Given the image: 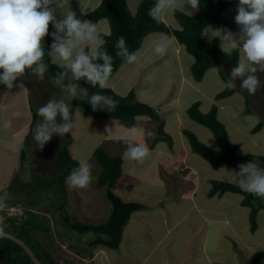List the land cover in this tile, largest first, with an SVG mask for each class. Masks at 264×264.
Returning <instances> with one entry per match:
<instances>
[{
    "label": "crops",
    "instance_id": "obj_1",
    "mask_svg": "<svg viewBox=\"0 0 264 264\" xmlns=\"http://www.w3.org/2000/svg\"><path fill=\"white\" fill-rule=\"evenodd\" d=\"M69 1L80 4L83 21H88L87 15L101 3V0ZM129 1L130 12L135 14L141 0L137 4H130ZM64 9L65 15L72 10L69 5ZM178 10L188 15L199 12V9L191 10L187 6ZM175 11L164 14L160 19L177 30L180 25L170 22L175 20ZM97 25L101 34L110 33L108 20L103 19ZM209 26L213 29L220 27L215 24ZM55 31L53 24V33ZM162 36H167L171 44L167 53L160 56L152 50V42ZM203 37L209 42L208 38ZM183 50L185 48L174 35L151 33L144 39L139 50V61L122 65L105 87L122 96L134 92L141 102L154 107L161 117L163 132L172 140L167 142L160 135V123L154 121L157 123L152 128L156 131L154 136L149 127H139V122L147 124L151 118H137L136 128H143L145 134L137 136L135 142L139 140L145 143L150 154L142 163L124 159L121 177L124 174L130 178L135 176L137 184H126L121 188L114 185V192L126 202H136L146 207L132 213L124 227L119 249L97 246L87 247L85 249L88 251L85 252L76 250L75 254L78 257L82 255L80 259L86 264H247L255 254L264 253V208L258 212V227L254 231L250 222L251 208L244 205L241 194L226 192L211 195L214 181L239 185L233 174V171L238 172L239 169L227 164L214 169L208 161L193 152L184 134L185 130L190 129L184 128L182 107L188 115V109L197 102H200L203 113L217 106L218 118L222 122L219 115L224 110L223 102L233 98L234 94L228 98H218V94L226 89L231 69L225 62H221L220 67L208 70L203 80L197 82L191 75L195 59L190 54L189 57L185 56ZM0 86L5 87L4 84ZM202 99H208L205 102L206 108H203ZM250 102L252 105L251 97H246L243 105L249 106ZM32 123L19 127L13 136L29 127L25 137L27 141L32 134ZM170 125L176 131L179 141L173 140L168 128ZM232 128L236 137L241 135L240 126L234 124ZM262 132L264 134V127ZM148 133H152V139L147 137ZM228 136L233 142L229 133ZM260 138L261 135L258 140ZM258 140L254 141V146H258ZM5 141V136L0 133L2 145H5ZM233 143L239 145L238 156L257 155L241 152L242 144L238 141ZM212 148L218 149V146ZM19 152L24 159L25 150L21 152L20 149ZM253 162L264 169L263 162ZM4 183L7 185L8 182ZM5 206L10 205L5 203ZM3 208L0 210L3 211ZM63 209L60 208L62 213L65 211ZM68 211L71 213V210ZM259 264H264V258Z\"/></svg>",
    "mask_w": 264,
    "mask_h": 264
},
{
    "label": "trees",
    "instance_id": "obj_2",
    "mask_svg": "<svg viewBox=\"0 0 264 264\" xmlns=\"http://www.w3.org/2000/svg\"><path fill=\"white\" fill-rule=\"evenodd\" d=\"M156 0H141L135 14L130 12L127 0H101L97 8L91 11L87 17L88 21L97 24L99 21L106 19L110 25L109 34H101L106 41L105 50L113 56V71L109 79H111L124 64H128L122 58L116 56L115 44L120 36L126 39L129 52H137L140 50L144 39L151 33L162 32L172 34L178 42L183 45L188 54L194 59L191 67V75L195 81L201 82L208 70L220 67L221 62H225L230 69L235 67L238 62L240 53L233 51L230 55L221 50L219 40L215 39L211 42L204 40V29L215 24L222 28H228L229 22L224 18V11L232 3L231 0H200L199 12L196 15H188L182 11L176 10L175 19L180 25V29H172L163 20L153 19L148 15L149 9L155 4ZM54 7V6H53ZM53 24L49 25V35L43 40L46 51L44 62L48 65L47 73L54 77L58 72L63 71L59 68L51 57L47 54L50 51V45L53 42ZM88 51V50H86ZM83 88H86L88 94L99 93L108 96L117 102V107L108 111L100 109L94 111L87 98H76L71 103V115L75 107L81 106L86 118H106L119 120L128 129L137 126V118L140 116H149L153 121L160 123L161 117L156 109L144 102H141L134 92H130L126 96H122L109 88L101 89L99 85L93 87L87 84L83 79L79 81ZM67 83V81H65ZM238 91L237 86L226 87L218 98H228ZM261 94L264 99V76L261 84ZM190 119L208 128L214 135L218 149H214L204 142L190 130H185L184 134L190 144L193 152L208 161L214 169H218L221 165L227 164L234 168H238L240 164H246L251 161L264 163L263 156L245 155L238 156L237 151L239 145L233 143L227 133L225 125L218 118V107L214 106L209 112L203 113L200 109V103L193 104L188 109ZM35 121L31 125L33 133L36 127ZM264 127V123L260 122L254 131ZM159 133L167 141L171 142V137L162 130L161 123L159 125ZM65 145L60 149L56 169L57 173L52 179L43 180V188L55 189L59 193L62 200H65L64 209L67 205L68 190L66 186V178L69 174L78 168L77 161L71 156L68 146L71 142L70 132L64 135ZM94 158L102 168L101 174L97 180L99 187H107L106 197L111 203V214L108 220L101 225L86 224L73 220L68 210H65L63 221L65 225L72 231L81 235H93L89 242V247L105 246L117 250L122 241L124 227L128 223L132 213L145 209L146 206L136 202H126L114 192V185L122 175L123 156L114 157L109 155L103 146L98 147L94 152ZM38 184V182H37ZM39 185V184H38ZM15 189V188H14ZM13 189V191H14ZM12 191V192H13ZM233 192L241 194L244 197V205L251 208L250 222L251 229L256 230L257 215L259 210L264 208V197H259L243 191L239 185H235L225 181H214L211 189V195ZM20 201L11 199L6 200L10 207L21 205ZM18 203V204H17ZM31 207L37 205L28 201ZM12 204V205H11ZM22 206V205H21ZM23 207V206H22ZM31 207L23 208L22 215L12 216L7 213L4 221L8 226H0L3 232H10L22 239L28 246L32 248L35 255L43 264H53L48 244L45 245L36 238V234L51 233L48 224L41 220L42 215L36 213ZM38 207V206H37ZM38 211V210H37ZM50 243L53 240L49 237ZM264 258V253L255 254L251 261L247 264H259ZM0 264H34L26 251L14 241L7 238H0Z\"/></svg>",
    "mask_w": 264,
    "mask_h": 264
},
{
    "label": "clouds",
    "instance_id": "obj_3",
    "mask_svg": "<svg viewBox=\"0 0 264 264\" xmlns=\"http://www.w3.org/2000/svg\"><path fill=\"white\" fill-rule=\"evenodd\" d=\"M68 3L69 0H0V84L11 89L14 81L22 77L26 70H31L38 79H44L48 65L44 62L46 51L43 40L49 35L52 23L56 31L52 33L53 42L47 54L59 60V68L63 69L52 78V83L63 85L70 100L84 96L94 111H110L117 107L116 101L99 93L89 95L86 88L79 87L75 82L83 79L93 87H107L113 71V56L105 50L106 41L97 24L81 21L72 11L63 15V19L56 20V8L63 9ZM185 6L198 10L200 0H156L148 15L159 19ZM236 11L235 22L240 29L238 36L226 28L213 29L211 26L204 29L203 35L209 42L219 38L221 50L228 55L233 51L240 53L237 65L231 69L227 86L233 87L239 78L240 87L254 94L261 85L257 72H264V0H238ZM170 44V39L162 36L152 42V50L163 56ZM115 48L116 56L128 64L137 63L140 59L139 51L129 52L123 36L118 38ZM77 112L81 114L79 109ZM19 115V112L12 113L13 117ZM37 115L42 119L36 124L33 138L40 149L53 135L63 137L75 126L70 104L64 98L49 100L37 110ZM11 123V119L5 120L0 127L8 129ZM129 131L131 138L127 141L123 158L142 163L150 150L145 143L135 142V138L143 136L145 130L132 127ZM238 168L239 171H233V174L240 188L264 197V169L253 161L240 164ZM92 179L91 165L87 161H80L78 168L66 178L71 187L80 189L89 187ZM6 199L7 193L0 195V208L5 207ZM3 236V229L0 228V237Z\"/></svg>",
    "mask_w": 264,
    "mask_h": 264
},
{
    "label": "rangeland",
    "instance_id": "obj_4",
    "mask_svg": "<svg viewBox=\"0 0 264 264\" xmlns=\"http://www.w3.org/2000/svg\"><path fill=\"white\" fill-rule=\"evenodd\" d=\"M214 1L219 2L221 0ZM231 1L232 3L226 9L227 12L224 13V18L229 22V27L226 29L238 36L240 29L235 22L238 0ZM129 2L130 4H137L136 2H139V0H130ZM67 5L72 8L71 11L75 13L76 18L83 21L80 15L82 12L80 4L69 1ZM64 11V8H56L54 15L57 21L63 19ZM175 20H170V22L178 24L177 20ZM205 38L207 37L205 36ZM183 52L185 56L189 57L185 50ZM51 59L59 65V60L52 57ZM257 76L262 84L264 72L258 71ZM52 78L46 72L44 79L41 80L31 70H26V73L21 78L14 81L11 89L6 86H0V124L9 119L12 121L8 129L0 127V133L5 136L6 140L5 145L0 142V195L7 193L6 200L11 199L12 202L18 200L20 201L18 203L24 209L25 207H31L28 201H32L38 206L31 208L35 212L37 210L41 212V220L50 226L51 233L49 235L36 234V238L43 244H48L53 264H86L84 260L80 259L83 256L78 257L75 251H88L85 248L89 247V242L94 236L81 235L71 231L63 221L64 213L60 211V208H64L65 200L60 198L57 188L44 190L45 188L42 186L43 180L52 179L57 173L56 161L60 149L66 142L64 136L53 135L43 149L37 147L33 133L25 141V137L29 133V127L13 136L14 132L19 127L24 126V124L32 121H35L36 124L40 122L42 118L37 115V110L51 99H66V102L70 104L71 110V103L76 98L68 99L64 86H55L52 83ZM75 83L82 87L79 81ZM240 84L241 80L237 78L234 85L237 86L238 91L233 98L224 100V110L219 117L224 122L233 142L238 141L242 144L241 152L254 153L264 157L263 127L260 130L251 132L252 126L255 128L259 122L264 123V100L260 93L261 85L254 94H250L247 90L242 89ZM249 96L251 97L252 105L251 102L248 104L249 106L243 105L244 99L246 97L249 98ZM80 98L86 97L80 96ZM207 101L208 99H202L203 108H206L205 102ZM77 109H79L81 114H78ZM182 109V117L185 121L184 126H186L184 128L194 132L206 145L210 147L216 146L217 142L213 133L208 128L190 119L184 107ZM13 112H19L20 115L13 117ZM73 120L75 126L70 131L71 142L68 149L71 156L77 161L78 166L80 161H87L91 165L93 179L91 185L84 189L73 188L66 180L68 196L67 205L65 206L67 208L63 210H71V217L78 222L101 225L108 220L111 214V203L106 198L107 187H99L97 185L102 168L96 162L94 152L98 147L103 146L109 155L114 157L123 156L127 147V140L131 138L130 131L119 120L86 118L81 106L74 108ZM234 124L241 127L242 133L238 137H236L235 130L232 128ZM156 125L157 123L151 119L148 120L147 124L139 122V127H149L154 136H156V131L152 130V128ZM172 127L171 125L168 126L170 134L174 141H179L178 135ZM7 133L9 134L6 135ZM260 135L261 140H258ZM147 137L152 139V133L151 135L148 134ZM255 140H258V146H254ZM20 149L21 152L25 150L24 159L20 157ZM5 181L8 182L7 185L4 183ZM126 184H137L135 176L130 178L127 174H124L115 183V186L121 188ZM22 206L18 204L17 207ZM7 213H9L7 206L3 208V211L0 210V226H8L3 221L8 216ZM49 237L53 238L51 243Z\"/></svg>",
    "mask_w": 264,
    "mask_h": 264
},
{
    "label": "water",
    "instance_id": "obj_5",
    "mask_svg": "<svg viewBox=\"0 0 264 264\" xmlns=\"http://www.w3.org/2000/svg\"><path fill=\"white\" fill-rule=\"evenodd\" d=\"M0 238H7V239L14 241L15 243L20 245L26 251V253L29 255V257L31 258V260L33 261L34 264H43L39 260V258L35 255L32 248L30 246H28L22 239L18 238L14 234H12L10 232H4V236L0 237Z\"/></svg>",
    "mask_w": 264,
    "mask_h": 264
},
{
    "label": "built area",
    "instance_id": "obj_6",
    "mask_svg": "<svg viewBox=\"0 0 264 264\" xmlns=\"http://www.w3.org/2000/svg\"><path fill=\"white\" fill-rule=\"evenodd\" d=\"M8 212H9L8 214H10L12 216L22 215L23 214V207H10V208H8Z\"/></svg>",
    "mask_w": 264,
    "mask_h": 264
}]
</instances>
